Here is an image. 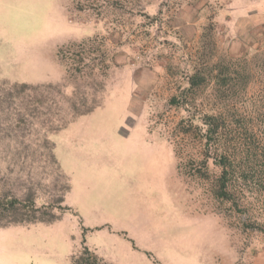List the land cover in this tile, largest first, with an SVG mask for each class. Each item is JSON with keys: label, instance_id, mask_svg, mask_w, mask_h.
Returning <instances> with one entry per match:
<instances>
[{"label": "rangeland", "instance_id": "1", "mask_svg": "<svg viewBox=\"0 0 264 264\" xmlns=\"http://www.w3.org/2000/svg\"><path fill=\"white\" fill-rule=\"evenodd\" d=\"M86 4L0 0V101L14 85L60 87L45 119L0 125V191L34 192L40 208L59 205L57 170L70 186L54 222L0 226V264H75L85 249L100 264H264V165L244 161L241 132L246 123L257 156L264 0ZM196 76L206 78L199 89L190 87ZM223 77L226 87L216 84ZM75 87L99 106L50 125L56 168L42 128L67 118ZM31 96L1 112L17 114ZM209 114L234 129L225 143L240 167L227 198L214 164L226 151L200 134Z\"/></svg>", "mask_w": 264, "mask_h": 264}, {"label": "trees", "instance_id": "2", "mask_svg": "<svg viewBox=\"0 0 264 264\" xmlns=\"http://www.w3.org/2000/svg\"><path fill=\"white\" fill-rule=\"evenodd\" d=\"M86 3L87 9H95L96 11L100 10V7H104V4L108 2V0H84ZM93 1V2H91ZM81 3V0H78V4ZM106 5V4H105ZM79 62H83L85 58H83L81 55L78 56ZM97 67L94 65L92 67L93 70H95ZM74 71H77L78 73H82V70L79 66H76L74 68ZM205 76L200 77H194L192 79V82L190 83L191 88H201L206 83ZM229 79H225L224 77L222 79L216 80V84L220 87L229 84ZM94 82V80H93ZM97 84V86H99ZM14 87V88H13ZM10 93L13 92L11 96L4 97L5 101H0V107L7 104L8 101H23L22 98H20L24 94H30L31 97L28 98L29 103L25 105V108H19L20 110L17 111V114H12L10 111L8 112H1L0 109V125L14 129L15 127H20L22 125H25L27 122L25 120H33L38 117L47 115L43 111V107L47 106L49 102L54 103L55 98H53L54 93L60 92V87L58 86H52V85H46L43 87H32L27 86L25 84L23 85H14ZM229 87V86H228ZM9 93V90H8ZM79 89L77 87L73 88V94L71 98H68L66 100V104L68 107L67 110V118L60 117L59 119H55L54 121L50 122L48 125H44L42 128L43 132V149H46L48 151V156L51 161V165L53 167L58 168V162L54 153V147L48 145L47 141V134L54 131L57 128V125L60 123L59 121H62V123L68 119L69 121L78 118L80 116L87 115L91 113L94 108L99 106L98 101H92L85 99V96L82 97V95L79 94ZM32 98V101L30 100ZM87 100V101H86ZM172 103H175L177 105V100L174 99ZM48 110L51 109V106L47 107ZM228 110L226 111V113ZM49 114V113H48ZM230 114V113H229ZM235 118L234 115H230V118ZM52 120V119H51ZM52 123V124H51ZM56 128L50 126L55 125ZM225 123L221 120L220 116L209 114L204 117V130L200 131V134L205 137L206 143H208L209 146H218L220 145L221 148H223L226 153L220 155V160L218 162H215L216 166L220 170V176L218 178V193L221 197L227 198L228 196V190L231 188L234 178H236L235 172L236 167H240V162L233 161V156L236 153V149L233 148L232 151L226 146L228 144L225 143V140L229 141V134L234 129H228L224 131ZM60 127V124H59ZM248 128L246 127V123L242 125L241 132L247 136L249 142L246 144V153H245V160L246 162H251V156L253 155L254 159H257L258 162H260L261 165H264V147L261 148L258 152L259 154L256 156L254 153L255 149L254 147H251L252 144V134L249 132L247 134ZM222 131H224L222 133ZM253 148V150L251 149ZM261 155V156H260ZM261 157V158H258ZM241 161V160H240ZM57 173L60 175V178L62 180V190L59 200L58 206H49L48 203L46 205H43L42 207L38 208L36 204L37 196H35V193H28L25 196L18 198L14 194H7L0 191V226H8V225H16V224H35V223H52L55 220L58 219V216L60 213L67 208L60 206L65 199L66 194L70 191V186L68 183V179L65 178V176L57 170ZM244 181L249 182V178L243 176ZM252 180V179H251ZM42 209V210H41ZM94 256H91L90 252L88 250L83 251V255L79 256L78 260L75 262V264H100ZM103 264V263H102Z\"/></svg>", "mask_w": 264, "mask_h": 264}]
</instances>
